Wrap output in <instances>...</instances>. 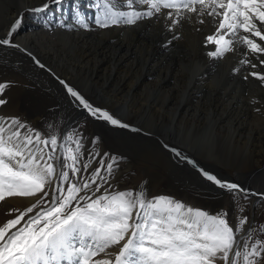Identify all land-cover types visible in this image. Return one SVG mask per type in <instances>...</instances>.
Wrapping results in <instances>:
<instances>
[{"label":"bare ground","instance_id":"obj_1","mask_svg":"<svg viewBox=\"0 0 264 264\" xmlns=\"http://www.w3.org/2000/svg\"><path fill=\"white\" fill-rule=\"evenodd\" d=\"M43 2L0 0V37H8L11 24L22 14V23L10 38L16 45L14 49L0 47L4 50L0 55V84L6 85L0 92V99L6 101L0 104V117L19 118L26 125V128L20 129L23 136L28 129L44 132L47 114L51 115L54 109L63 110L67 115L58 138L60 150L59 145L67 142L69 133L72 134L71 131L78 126L84 110H79L75 102L69 103L70 94H65L66 87L60 83L63 80L94 105L99 107L97 102L102 103L101 108L117 115L124 124H131L140 130V134L134 135L136 133L123 127L115 130L118 131L116 134L104 129L103 126L110 127L111 124L96 116L99 120L94 119L93 123L100 130L93 132L88 128L89 134L81 138L85 145L88 144L86 147L82 144L86 148L83 151L88 153L81 157L87 159L91 167L96 168L95 164L110 153L101 145L104 144L103 139H97L95 133L111 139L116 135L115 139L125 146L115 143L117 150L126 149L142 139L155 143L159 148L161 145L158 141L149 138L151 135L157 136L162 145L171 146L182 154H169L170 176H142L138 181L125 182L129 176L120 175L130 172L131 161L120 153L115 160L109 158L108 163L114 166L113 176L101 173L108 183L98 179L96 183L100 185V190L95 193L113 189L118 191L123 187L130 192H133L132 187L138 191L142 189L148 201L165 197L182 203L184 211L189 208L193 211L209 210L207 213L210 215L225 212L228 224L234 229L239 217H247L240 231H234V247L229 252L236 264H242L235 253L244 242L253 239L264 244V198L260 195L264 192L254 188V181L264 179V94L255 88L264 83L261 78L264 77V63H261L264 53H251L249 47L240 41L234 43L223 56H210L208 53L215 51L217 45L210 43L207 37L216 35L218 21L222 19L221 16L207 14L212 11L211 0H207L209 7L203 11H200L199 3L194 5L197 11L180 8L177 12L162 8L160 13L153 10L152 16L138 19L134 24H113L112 13L147 12L150 9L146 4L133 3L129 6V0H63L59 7L55 5L38 16H47L51 21L47 23L40 19L33 20L28 14L29 9ZM106 7L112 11L105 18L108 26L100 27L96 20L98 17L101 19L99 11ZM217 11L223 12V9ZM76 12L81 15L76 17ZM69 15L73 17L66 21ZM78 20H82L83 24ZM256 23L259 25L258 21ZM241 35L264 47V41L244 33L242 29L237 36L226 38L235 41ZM253 64L256 66L253 67ZM182 67L193 70L182 71ZM249 91L250 94L247 93ZM3 124L5 128L12 127L8 120ZM95 137L101 147L93 154ZM70 141L72 145L76 144ZM110 142L113 143L112 140ZM40 147L44 148V145ZM194 160L200 162V167L209 174L217 175L224 182L237 180L244 189L256 195H250L247 200L238 196L241 200L238 203L228 190L208 181L201 169L203 176H198ZM216 164L221 165L225 172L216 168ZM91 172H84V175L79 173L75 183L82 184ZM58 183L54 178L45 190L51 192ZM161 185L166 186L160 190ZM95 188L96 185H93L87 194ZM40 195L8 196L0 201V225L15 219L20 210L35 204ZM180 198L182 201H178ZM43 205L51 206L48 198L9 231L14 232L17 227H22L30 216L46 208ZM240 205L244 207L243 212L238 210ZM130 235L131 230L119 244L112 245L93 260L110 257L115 264V256ZM252 257L254 259L245 264H264V247L259 256ZM256 257L259 260L252 262ZM216 261V264H224L223 260Z\"/></svg>","mask_w":264,"mask_h":264},{"label":"snow or ice","instance_id":"obj_2","mask_svg":"<svg viewBox=\"0 0 264 264\" xmlns=\"http://www.w3.org/2000/svg\"><path fill=\"white\" fill-rule=\"evenodd\" d=\"M62 3L63 0H44L40 6L29 10L40 13L52 5L59 7ZM133 3L146 4L150 10L112 13L111 23L134 24L136 20L152 16L154 12L160 13L162 8L179 12L180 8L197 11L194 6L196 3L201 5L200 11L209 7L207 0H189L187 3L184 0L179 3L176 0H129V6ZM211 7L212 11L207 14L221 16L222 19L218 21L216 35L207 37L210 43L217 45L215 51L208 53L210 56H223L231 50L234 43L240 41L249 47L251 53H264V47L248 36L241 35L235 41L226 38L237 36L242 29L244 33H250L252 37L264 41V0H211ZM217 9H223V12ZM80 15L79 12L75 13L76 17ZM168 16L171 17V12ZM117 17L124 19L118 21ZM77 22L83 24L82 20ZM21 23L22 14L11 24L8 37H0V44L10 45V38ZM96 23L100 27L108 26L99 17ZM60 83L92 116H98L114 126L128 127L107 111L93 108L63 80ZM5 87V84H0V92ZM5 102L0 99V104ZM5 120L10 121L12 127L5 128ZM22 128H26V125L19 118L0 117V201L7 196L41 195L25 212L0 225V264H113L110 257L96 260L92 258L105 253L112 245L119 244L130 230L127 242L115 256V264H214L217 259L223 260L224 264H236L229 252L234 247V231H240L247 222V217H239L234 229L228 224L224 212L210 215L190 208L184 211L182 203L165 197L148 201L142 189L135 196L132 192H115L93 198L87 195V191L93 185L99 191L97 180H103L107 184L108 179L101 175L100 168L97 167L89 177L82 178V184L71 182L70 176H77L82 170L88 171L90 166L89 163H85L83 169L77 166L80 159L79 139L74 141V152L68 149L67 154L56 158L54 162V154L58 150L55 136L42 139L40 133L31 129L21 136ZM68 139L72 140V137L69 136ZM41 144L44 148L40 147ZM59 147L64 146L61 144ZM171 150L176 156L182 155L175 148ZM98 163L103 167L106 162L101 160ZM66 168L68 170H64ZM106 169L111 176L113 164L108 163ZM201 171L208 181L228 190L234 199L239 196L247 200L250 195H256L235 183L224 182L207 171ZM54 178L60 183L51 192L46 191ZM63 182H67L66 187L62 186ZM81 192H85V195H80ZM260 195L264 198V194ZM45 198L51 202V207L36 212L16 231H9L20 224L34 208L43 204ZM238 210L243 212V205ZM254 254L260 255L259 252ZM235 255L239 256L240 253L236 252ZM249 255L251 254L244 255L246 262Z\"/></svg>","mask_w":264,"mask_h":264},{"label":"rangeland","instance_id":"obj_3","mask_svg":"<svg viewBox=\"0 0 264 264\" xmlns=\"http://www.w3.org/2000/svg\"><path fill=\"white\" fill-rule=\"evenodd\" d=\"M90 1H92V0H90ZM55 5H52L50 8H52V7H54ZM107 8V7H106ZM106 8H104V9H101V11H99V13L101 14L100 16H101V19L102 20H106L105 18H108V12H112L111 10H109L108 8H107V10L108 11H106ZM45 12H46V10L44 11V12H40V13H36V12H32V11H30V13H28L30 16H32V18H33V20H34V17L35 16H39L40 14H45ZM109 13V14H110ZM84 14H86V13H84ZM73 17V15H69V17H68V19L66 20V21H69L71 18ZM104 17V18H103ZM54 18V17H53ZM39 19L40 20H44V21H46L47 23L49 22V23H51V21H49L48 20V17L47 16H40L39 17ZM56 22V21H55ZM14 44V40H10V45H2V44H0V47L2 46V47H4V49H8V50H10L11 48L12 49H14L13 48V46H11V45H13ZM11 49V50H12ZM3 49H1L0 48V55L2 54V52L4 53V50L2 51ZM6 51V50H5ZM7 52H9V51H7ZM258 55H255V57H257ZM182 69V71L183 70H185L186 72H190V71H192L193 69L192 68H189V67H182L181 68ZM223 71H225V69L223 70ZM52 82L54 81L51 77L49 78ZM55 82V81H54ZM215 83V82H214ZM263 85V86H262ZM54 86L56 87L57 85H56V83H54ZM58 87V86H57ZM59 88V87H58ZM255 88H257L258 89V91H261L263 94H264V83H262V84H260L259 86H255ZM64 90H65V94L67 95L68 94V91H67V88H64ZM254 92V91H253ZM247 93H249L250 94V91L249 92H247ZM262 94V95H263ZM80 95H81V93H80ZM70 97H71V99H69V103H74L75 102V104L76 105H78V108H79V110H82V109H84V110H82L83 112V114L82 115H80V118H79V121H78V126L73 130V131H71V133L73 134H70L69 133V135H68V137L69 136H71L72 137V141H75L76 139H79V142H80V152H79V157H81L82 156V154H84L85 152L83 151V150H85L86 148V145H88V144H86L85 145V143H84V141H82L81 140V138H84L85 137V134H89V132H90V130L91 131H93V132H98L99 130H100V128L97 126V125H95L93 122H95V120H99V118L98 119H96V118H93V117H91L92 115L91 114H89V111L87 110V109H85L84 107H83V105H81L80 103H79V101H77L74 97H72L71 95H69ZM82 97H83V95H82ZM93 108H98V109H101V110H104V111H107V109L106 108H101L102 106H101V104L102 103H100V102H97V104L99 105V107L98 106H96V105H94L93 103H91L88 99H86L85 97H83ZM101 106V107H100ZM58 111V112H57ZM110 115H112L114 118H117V115H115L114 113H111L110 111H107ZM53 113V114H52ZM55 113V114H54ZM59 115H60V117H59ZM64 117H63V116ZM66 115H67V113H64V111L63 110H53V112H51V115H50V113H48L47 114V116H46V120L48 121V123H47V121L45 122V124H44V132L43 131H40L39 130V133H41V134H43L44 135V138L43 139H50L52 136H55V138L57 139V141L59 140L58 138H59V134H60V129H61V124L62 123H64L65 122V118H66ZM85 115V116H84ZM91 117V118H90ZM87 118V119H86ZM95 119V120H94ZM100 119H102V118H100ZM118 119V118H117ZM59 120V121H58ZM104 119H102V121H103ZM119 120L121 121L122 119H120L119 118ZM54 121V122H53ZM105 121V120H104ZM88 122V123H87ZM59 123V124H58ZM123 123V122H122ZM89 124V125H88ZM110 124V123H109ZM127 125H128V127H124V128H126V129H128L130 132H133V133H136V134H134V135H138V134H140V130L137 128V127H133V126H130L131 124H128V123H126ZM103 125V124H102ZM89 126V127H88ZM90 130H89V129ZM92 128H93V130H92ZM103 128L104 129H108V130H110V131H112V132H116V134H118V131H115V130H117V129H120V128H123V127H119V126H114V125H112L111 124V126L110 127H107V125H105V126H103ZM43 132V133H42ZM108 133V132H107ZM40 134V135H41ZM96 134V136L98 137L97 139H99V138H101V140L103 139V143L104 144H101L102 146H103V148L106 150V151H110V153L108 154H106L105 156H103L102 157V159H103V161H105L106 163H108V160H109V158L110 157H119V154L120 153H124V155L128 158V160L129 161H131L130 162V167H131V169H130V172H128V173H124L123 175H120V176H129L128 178L129 179H126L125 180V182H129V181H131V180H139L142 176H170L169 174L171 173L170 171H171V164H170V159H169V154H171V155H175L174 154V152H172V150H171V146H168V147H165L164 145H162L160 142H159V140L157 139L158 137L157 136H150L149 138H154V139H156L157 141H158V144L159 145H161V146H163V147H161V146H159V148L157 147V146H155L154 144L155 143H153V142H149V141H147V140H139L137 143H134V144H132V145H129L126 149L125 148H122L121 150H117V149H115V143H118V144H120L121 145V143L120 142H118L116 139H115V137L114 136H116V135H114V136H112V139L111 138H107L106 136H100L98 133H95ZM115 134V133H114ZM66 136V135H65ZM75 136V137H74ZM142 136H145V135H142ZM74 139V140H73ZM97 139H96V137L93 139V154H95V152H98V151H100V142L99 141H97ZM125 139V138H124ZM100 140V139H99ZM100 140V141H101ZM106 140H109V141H105ZM113 141V143L112 142H110V141ZM71 141L67 138V142H65V143H63V148H60V150H59V148H58V150H59V152H58V150H57V152L54 154V162H55V160H56V158H58V157H61L62 155H65V154H67V150L68 149H72L73 150V152H74V150H75V148H76V144H74V145H72L73 143H70ZM82 144H84L85 145V147L82 145ZM112 144V145H111ZM106 145H109V146H106ZM111 146V147H110ZM121 146H124V145H121ZM81 147H83V148H81ZM125 147V146H124ZM169 147H171V148H169ZM176 147V146H175ZM98 148V149H97ZM108 148V149H107ZM114 148V149H113ZM177 148V147H176ZM97 149V150H96ZM130 149V150H129ZM178 149V148H177ZM45 151L47 152V149H45ZM88 153V152H87ZM87 153H85V154H87ZM149 153V154H148ZM156 153H157V155H156ZM58 154V155H57ZM60 154H61V156H60ZM75 154V153H74ZM93 154H91V155H93ZM127 154V155H126ZM148 154V155H147ZM189 154V153H188ZM115 155V156H114ZM118 155V156H117ZM162 155V156H161ZM189 155H191V154H189ZM235 155V154H234ZM165 158H164V157ZM192 156V155H191ZM141 157V158H140ZM150 157V158H149ZM157 157V158H156ZM167 157V158H166ZM107 158V159H106ZM149 158V159H148ZM163 158V159H162ZM101 159V160H102ZM158 159V160H157ZM162 159V161L163 162H161L160 160ZM84 160V161H83ZM100 160V161H101ZM112 162V161H111ZM194 162H196L195 163V166L198 168V169H196L198 172H200V170L199 169H201V170H203V167L201 168L200 167V162H198V161H195L194 160ZM85 163H89V165H90V162L86 159L85 160V158H83V157H81L80 159H79V161L77 162V166L78 167H83V165L85 164ZM105 163V164H106ZM107 165V164H106ZM106 165H104L103 167H101L100 166V164L99 163H97V164H95V167L97 168V167H99L100 168V172L101 173H108L107 172V169H106ZM159 168H158V167ZM199 166V167H198ZM216 168L218 167V169H221V171L222 172H225L223 169V167H221V165H219V164H216V165H214ZM147 167H149V168H147ZM162 167V168H161ZM158 168V169H157ZM94 169V167H91V166H89V169H88V171H91V170H93ZM157 169V170H156ZM161 169V170H160ZM165 169V170H164ZM64 170H68L67 168L66 169H64ZM160 170V171H159ZM169 170V171H168ZM88 171H84V172H88ZM155 171V172H154ZM163 171H164V173L165 174H163ZM84 172H83V170L80 172V173H82L83 175H84ZM114 172V166H113V171H112V173ZM158 174V175H157ZM159 174H161V175H159ZM79 175V174H78ZM77 175V176H78ZM82 175V176H83ZM108 176H109V174H107ZM105 176V175H104ZM111 176H113V174H111ZM217 176V175H216ZM70 180H71V182H73V183H75V180H76V176H72L71 178H70ZM257 180V179H256ZM260 181V182H259ZM264 179L263 180H257V181H254V188L256 189H259V190H261L262 192H264ZM262 182V183H261ZM60 183V182H59ZM232 183H235V184H237V183H239V181H233ZM260 183V184H259ZM66 185H67V182H63V184H62V186H64V187H66ZM237 185H239L241 188H243L242 187V185L241 184H237ZM166 186V185H165ZM164 185H161V187H159V189L161 190V189H164V187H165ZM254 188H252V189H254ZM130 189H132L133 190V195L135 196L136 195V193L138 192V190H136L135 188H130ZM115 190L113 189L112 191L110 190L109 192L108 191H106V190H103V192H101L100 194H96L95 192H97L96 191V188L94 189V190H92L89 194H87L88 196H92L93 198H95V197H97V196H101V195H111V194H113V193H115V192H130L128 189H126V188H121L120 190H118V191H115ZM260 193V192H259ZM260 194H262V193H260ZM85 195V194H84ZM8 197V196H7ZM239 199V200H238ZM181 200V198L178 200V201H180ZM237 200V202L239 203V202H241V200H240V198H237L236 199ZM182 201V200H181ZM184 202V201H183ZM44 207H46V208H49V206H46V205H43ZM52 206V205H51ZM50 206V207H51ZM31 207V206H30ZM29 207H27V208H24V209H22V210H20V213L21 212H25L27 209H28ZM46 208H44V209H46ZM36 208H34L33 209V211L35 210ZM224 210L226 211V212H228V209L227 208H224ZM209 210H205L204 212L205 213H207ZM19 213V214H20ZM225 213V212H224ZM28 214H30V213H28ZM36 214V213H35ZM34 214V215H35ZM207 214H210V213H207ZM226 216H227V213H226ZM31 217V216H30ZM227 220V219H226ZM261 221L263 220V218L262 219H260ZM22 221V220H21ZM24 225V223H22V226ZM18 229V227L16 228V230ZM15 230V231H16ZM246 241V240H245ZM260 244V245H259ZM263 247H264V244H261V242L260 241H255V240H253V239H251V240H249V241H246V242H244L243 243V245H242V247L239 249V250H237V252H239L240 253V255H239V257L241 258V263L242 264H245V263H247L245 260H244V255L245 254H251V255H249L248 256V261H250V260H253L254 258L252 257V256H257V255H255L254 253H256V252H259L260 254H261V252H262V249H263ZM93 259V258H92ZM259 260V258L258 257H256V260H254V261H252V262H256V261H258ZM218 261H216V262H214L215 264L217 263Z\"/></svg>","mask_w":264,"mask_h":264},{"label":"water","instance_id":"obj_4","mask_svg":"<svg viewBox=\"0 0 264 264\" xmlns=\"http://www.w3.org/2000/svg\"><path fill=\"white\" fill-rule=\"evenodd\" d=\"M34 19H35V20H38L39 18H38V16H35ZM91 117L96 118V117H94V116H91ZM194 168H195V167H194ZM197 172H198V171H197ZM199 175H200V176H203V175H201L200 172H198V176H199ZM237 184H238V183H237Z\"/></svg>","mask_w":264,"mask_h":264}]
</instances>
